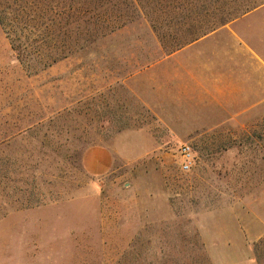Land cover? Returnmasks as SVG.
I'll return each mask as SVG.
<instances>
[{
	"label": "rangeland",
	"instance_id": "obj_1",
	"mask_svg": "<svg viewBox=\"0 0 264 264\" xmlns=\"http://www.w3.org/2000/svg\"><path fill=\"white\" fill-rule=\"evenodd\" d=\"M137 1L47 66L0 24V264H264V107L208 89L234 40L264 49V0Z\"/></svg>",
	"mask_w": 264,
	"mask_h": 264
},
{
	"label": "trees",
	"instance_id": "obj_2",
	"mask_svg": "<svg viewBox=\"0 0 264 264\" xmlns=\"http://www.w3.org/2000/svg\"><path fill=\"white\" fill-rule=\"evenodd\" d=\"M136 0H1L0 24L17 57L44 66L68 55L67 45L75 40L84 47L115 32L129 22L128 7ZM7 2V3H6ZM79 22L81 30L74 31ZM186 42L194 39L187 38ZM175 45L181 44L173 39ZM37 41V42H36ZM39 44L52 47L46 58L33 50ZM45 52V51H41Z\"/></svg>",
	"mask_w": 264,
	"mask_h": 264
},
{
	"label": "crops",
	"instance_id": "obj_3",
	"mask_svg": "<svg viewBox=\"0 0 264 264\" xmlns=\"http://www.w3.org/2000/svg\"><path fill=\"white\" fill-rule=\"evenodd\" d=\"M232 44L230 55L224 50L222 73L209 77L210 94L222 97L224 107L227 102L229 107H264L263 47L243 39ZM83 163L91 174L104 175L113 167L114 152L103 145L91 146L84 153Z\"/></svg>",
	"mask_w": 264,
	"mask_h": 264
},
{
	"label": "built area",
	"instance_id": "obj_4",
	"mask_svg": "<svg viewBox=\"0 0 264 264\" xmlns=\"http://www.w3.org/2000/svg\"><path fill=\"white\" fill-rule=\"evenodd\" d=\"M180 155L182 157L181 168L188 171L192 168L195 161V151L190 143H183L179 146Z\"/></svg>",
	"mask_w": 264,
	"mask_h": 264
}]
</instances>
